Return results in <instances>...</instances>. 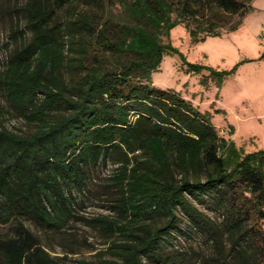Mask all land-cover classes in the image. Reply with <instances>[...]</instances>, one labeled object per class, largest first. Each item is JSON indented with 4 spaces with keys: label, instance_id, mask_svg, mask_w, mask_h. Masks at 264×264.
I'll list each match as a JSON object with an SVG mask.
<instances>
[{
    "label": "trees",
    "instance_id": "trees-1",
    "mask_svg": "<svg viewBox=\"0 0 264 264\" xmlns=\"http://www.w3.org/2000/svg\"><path fill=\"white\" fill-rule=\"evenodd\" d=\"M253 1L21 3L0 71V124L12 112L35 129H0V223L14 230L0 235V264H184L187 253L167 249L195 231L211 237L219 264H264V149L245 151L190 100L152 81L177 50L165 41L174 27L204 40L219 34L198 17L205 3L245 17ZM108 167L100 194L111 213L80 215ZM25 220L54 234L84 220L109 247L93 260L52 255Z\"/></svg>",
    "mask_w": 264,
    "mask_h": 264
},
{
    "label": "rangeland",
    "instance_id": "rangeland-1",
    "mask_svg": "<svg viewBox=\"0 0 264 264\" xmlns=\"http://www.w3.org/2000/svg\"><path fill=\"white\" fill-rule=\"evenodd\" d=\"M23 1L0 0V71L6 65L13 48L12 26L21 17L18 9ZM240 1L248 4L250 0ZM252 3L255 9L245 17L226 12L213 3H205L198 17L206 22V25L216 24L215 31L219 34L195 41L187 27L184 25L174 27L165 41H171L177 50L166 55L158 70L152 74L155 85L170 89L190 100L200 111L209 115L221 135L231 139L236 138L233 124L237 127L240 124L239 121L234 120L238 105L242 101L238 96L243 91V86L248 85L250 81L246 71L239 75L231 70L236 65L238 67L242 65L243 60L258 57L264 49V0H254ZM188 21L192 28L196 27L193 21ZM238 24L240 25L237 29L229 30ZM191 65H198L200 68L196 69ZM4 100L0 94V103L4 104ZM1 121L0 129L5 127L18 134H29L35 129L33 125L12 112H7ZM240 128L241 133L237 136V140H241L246 135V127ZM251 143L253 138L245 140L242 148L247 152L250 151L253 148ZM109 172L108 167L102 170L98 177L95 176L93 191L78 205L80 215L92 218L111 213L107 198L100 194L101 179ZM203 210L215 222L221 221L219 215L204 208ZM179 216L181 226L186 227V217L182 213ZM24 223L40 238L52 255L62 256L64 253H69L72 259L93 260L98 259L99 253L109 247L110 238L107 234L101 229L87 225L84 220L72 222L67 229L56 234L43 231L31 221L25 220ZM13 233L12 224L0 223L1 236ZM167 250L172 254L187 253L189 258L184 264H219V249L215 247L211 237L199 231L193 232L190 237L177 234L172 240V246Z\"/></svg>",
    "mask_w": 264,
    "mask_h": 264
},
{
    "label": "crops",
    "instance_id": "crops-1",
    "mask_svg": "<svg viewBox=\"0 0 264 264\" xmlns=\"http://www.w3.org/2000/svg\"><path fill=\"white\" fill-rule=\"evenodd\" d=\"M253 9H255L254 5ZM260 55L243 60L242 65L236 70L239 75L246 71L250 81L248 85L243 86V91L238 96L242 98V101L238 105L234 120L239 121L240 124L238 127L233 124L236 136L233 140L242 147L245 140L253 138L251 143L253 148L248 152L264 149V59H259ZM241 126L246 127V135L241 140H237V136L241 133Z\"/></svg>",
    "mask_w": 264,
    "mask_h": 264
}]
</instances>
